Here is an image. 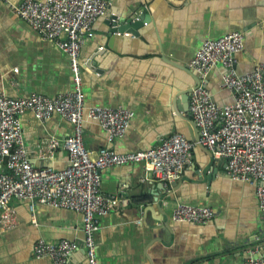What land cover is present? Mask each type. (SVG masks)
I'll use <instances>...</instances> for the list:
<instances>
[{"label": "crops", "instance_id": "0c3cea01", "mask_svg": "<svg viewBox=\"0 0 264 264\" xmlns=\"http://www.w3.org/2000/svg\"><path fill=\"white\" fill-rule=\"evenodd\" d=\"M22 2L0 1V94L14 99L33 94L54 98L71 92L73 74L66 54L9 7ZM107 2V14L93 23V36L80 51L84 104L122 107L134 116L126 133L112 142L96 122L86 120L83 141L93 154L102 148L118 154L146 151L177 133L197 142L189 97L200 78L188 64L205 40L241 32L244 49L234 56L237 74L264 64V0ZM139 12L144 18L132 30L113 31V22L134 23ZM224 73L217 66L205 79L218 106L233 102L231 92L221 87ZM20 120L31 166L63 170L68 164L63 140L72 133L71 124L58 114L39 121L25 112ZM51 139L59 143L55 149L48 147ZM100 176L102 194L116 205L98 219L97 264H243L247 249L261 242L263 219L256 187L231 179L224 160L201 146H194L190 162L169 191L141 164L112 166ZM177 203L209 207L214 217L205 225L174 222L171 213ZM9 206L15 225L8 230L0 227V264H53L33 255V245L40 239L76 242L79 250L66 264H87L81 214L39 203L32 211L27 200L12 199Z\"/></svg>", "mask_w": 264, "mask_h": 264}, {"label": "built area", "instance_id": "2783aa9c", "mask_svg": "<svg viewBox=\"0 0 264 264\" xmlns=\"http://www.w3.org/2000/svg\"><path fill=\"white\" fill-rule=\"evenodd\" d=\"M9 7L42 39L56 41L69 60L73 90L54 98L33 94L14 99L0 94V227L8 230L15 225V214L9 206L12 199L29 201L32 211L39 203L77 212L82 216V251L87 264H97L98 219L116 205V200L101 192L100 172L112 166L141 164L169 191L198 145L214 158L224 160L225 172L231 179L256 187L263 219L261 242L247 249L243 264H264V64H257L248 74H237L234 56L244 49V34L231 32L216 40H205L188 64L200 78L189 97V114L199 132L197 142L177 133L161 138L146 151L118 154L102 148L93 154L83 141L86 120L96 122L105 131L107 141L112 142L126 133L134 116L132 110L122 107L84 104L80 51L84 41L93 36V23L107 14V0H23ZM143 16L139 12L133 21L142 22ZM61 35L65 40H59ZM217 66L225 69L221 87L232 94L229 105H216L205 88L207 75ZM25 112H31L39 121L58 114L71 124L72 133L63 140L62 147L68 152V164L63 170L31 166L21 129L20 118ZM58 144L53 139L48 141L49 149ZM213 217V209L185 203H177L171 213L174 222L194 225H205ZM77 250L76 242L66 240L40 239L33 245L35 257L48 258L53 264H66Z\"/></svg>", "mask_w": 264, "mask_h": 264}, {"label": "water", "instance_id": "95a60500", "mask_svg": "<svg viewBox=\"0 0 264 264\" xmlns=\"http://www.w3.org/2000/svg\"><path fill=\"white\" fill-rule=\"evenodd\" d=\"M115 19V18H114ZM138 23V22H136ZM136 23L134 22H130L128 24H125V25H122V26H117L116 22H113V26L116 27L114 28L113 31H120V30H123V29H128V28H131V30L135 27ZM88 66L92 67L91 66V62L90 63H87ZM176 185V183H173V185Z\"/></svg>", "mask_w": 264, "mask_h": 264}]
</instances>
